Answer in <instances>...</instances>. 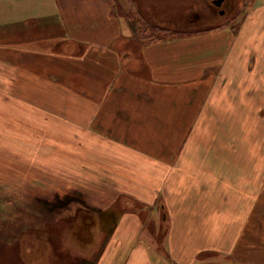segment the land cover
<instances>
[{"label": "crops", "instance_id": "crops-1", "mask_svg": "<svg viewBox=\"0 0 264 264\" xmlns=\"http://www.w3.org/2000/svg\"><path fill=\"white\" fill-rule=\"evenodd\" d=\"M117 4L125 6L123 0H0V149L31 168L27 169L32 182L41 171L38 198H60V207L66 206L63 201L70 196L51 192L56 177L65 179L71 163L101 166L106 181L122 187L121 192L114 190L116 197L120 193L146 207L154 206L153 225H164L163 213L168 216L167 225H184L182 251L210 249V225H248L260 210L264 49L252 48L244 56L242 43L264 18V0L256 1L238 33L224 30L140 47H131L129 27L112 16ZM251 37L256 40V35ZM246 76L250 87H243ZM199 81L205 83L202 94L190 86ZM164 86L174 88L163 94ZM220 88L233 105L230 115L254 119L249 148L255 156L250 163L239 160L231 164L227 155L215 161L204 158L198 160L199 168L188 172L183 167L195 164L185 157L191 135L200 120L209 116L212 103L219 110L214 99ZM191 89L194 92L188 91ZM72 102L76 105L68 110L67 103ZM8 103L16 105L14 112L3 109ZM68 111L78 119L73 124L67 120ZM225 114L229 115L227 110ZM68 122L73 130L68 129ZM214 143L208 146L209 155L216 149ZM235 146L228 149H237ZM71 149L75 156L68 161ZM83 151H89L87 161ZM243 164L250 169L244 173L239 168L232 179L234 188L232 184L228 187V166ZM178 182L173 184L175 192H170L172 183ZM5 198L0 190V202L11 210V225L0 229V253L8 247L10 257L0 254V264H38L22 253L26 245L21 236L26 225L23 218L22 225L12 223L18 222L26 205H20V213L18 204ZM158 202L160 214L155 208ZM86 212L69 220L60 218L59 225H76L75 230L81 231L87 225L101 224L99 214L91 218ZM49 225L50 219L44 218L27 228L49 236ZM142 225L147 222L137 211L124 212L106 246L94 255L84 253L82 243L79 250L71 251L64 234L63 256L71 261L66 259L64 264H167L142 239ZM5 228L9 232L3 234ZM169 242L171 260L189 264V254L182 258L173 248L172 238ZM46 256L48 264H53L52 259L60 261L52 247Z\"/></svg>", "mask_w": 264, "mask_h": 264}, {"label": "rangeland", "instance_id": "rangeland-1", "mask_svg": "<svg viewBox=\"0 0 264 264\" xmlns=\"http://www.w3.org/2000/svg\"><path fill=\"white\" fill-rule=\"evenodd\" d=\"M123 1L125 5L124 7L120 4L117 5H119L125 13H129L131 11L130 4L128 0ZM134 1L137 4L136 7L141 10L152 24L163 29L176 31L178 34L176 37H171L174 33L161 34L162 40L151 44L148 43V40H146V43L139 42L133 39L131 35L132 43H134L131 47L136 45L139 47L143 45H165L174 40L210 34L213 32L216 33L224 30L238 33L244 25L251 9L255 6L256 1L258 0H226L220 8H216L213 5V0ZM115 8L116 7L114 6V9ZM220 11H224L225 14L220 15ZM112 16L114 15L112 14ZM116 18L124 20L122 17ZM124 23L126 27H129L125 20ZM36 28H38V26ZM46 28L47 27H44V29ZM145 31H147V36L153 33V30H142V32ZM61 34L62 32L58 35ZM250 34L254 36L256 35V40L250 35L243 41L242 47L245 52L244 56H247L249 53L248 51L252 48H258L260 50L264 49V18L258 21V24L253 28ZM0 80H2L1 77ZM250 83V78L247 76L244 77L243 87H250ZM204 84L203 81H199L190 86L195 87V91L202 94ZM168 88L174 87L164 86L162 93L165 94V91ZM188 91L194 92L193 89ZM188 91L181 92L187 94ZM172 94L175 93L172 92ZM214 101L219 110L214 109V104L211 102L212 106L209 108V116L206 114V116L200 120V125L196 133L191 135V146L187 149L185 157H188L192 162L195 161V164H187L183 167L185 170H188V172L192 168H199V166H197L200 163L198 160L201 159L207 160L208 158H212V160L215 161L219 157L223 158L224 155H227V160L230 164L235 163L236 161L238 162L239 160H243L244 163H250L251 156H255L249 148V132L254 126V119L237 118L230 115V113H232L231 109L233 105L223 88L217 90ZM75 105L76 103L73 102L67 103V109L70 110L71 106L74 109ZM3 109L11 113L16 109V105L8 103L3 105ZM226 110L229 113L227 117L225 116ZM68 113L70 116L69 111ZM211 114L216 115L214 117ZM67 120L73 124L78 119L72 114ZM69 122L68 129L71 127L73 130L74 126L70 125ZM260 128H264V124H261ZM211 141L215 142L214 146L216 149L212 150L211 155H209L208 146ZM261 142H264V140ZM230 145H236L235 147L237 149L229 150L228 148ZM258 153L260 159L264 157V149H260ZM88 154L89 151H83L84 161L88 160ZM74 156L72 149L68 150V161ZM86 158L87 160H85ZM18 161L19 158L17 156L0 149V174L2 175L0 176L3 179L2 183H0V190L6 193L5 199L8 200V203H13V205L18 204L19 207H16V210L20 211V213H23V209L20 208V205H26V208L24 209L25 213L23 215L18 214V222L12 221V223H20V225H22L21 223L23 221L26 223V225H23L24 228L21 235L26 244L24 245L22 253L27 256V258H34L38 264H48L49 261L47 260L46 254L49 252L50 247L54 249L55 254L60 259V261L58 259L57 261L52 259L51 261L53 264H64L66 259L69 261L68 257L64 258L62 251V248L64 247H62L61 244L64 243V234L67 241L66 247L71 251L74 252L75 250H79V246L82 243V248L85 250L84 253L90 255H94L96 252L100 253L108 243L117 221L122 214L127 211H137L140 217L147 222V225H142L143 234L141 237H143L142 239H144V241L154 249L157 254L163 255L167 264H179L178 261L171 260L170 258V238L173 239V248L182 255V258H186L187 254H189V264H264V185H261V181L259 190L260 210L258 216L252 219V222H249L248 225H210L212 227V229H210L212 240L210 249L193 247L194 250L191 251L192 248L190 247V249H188L189 251L185 253L182 251L181 244L182 235L185 231L184 225H167L168 216L164 213L162 216L165 220L167 219L164 222V225H153V223L156 222L155 214H152L154 206L147 205L146 207L144 203L135 200L133 197H128L127 195L120 193H118V197H116V192H114V190L121 192L122 187H120V183L118 182L106 181V171L103 167L96 165H83L82 167H79L75 166L73 163L68 165L66 178L58 179V177H56V182H53L54 185L52 184L51 189V192L56 195L68 194L71 197H69V201H63L67 202L66 206L60 207V198H38L36 193L42 188L43 173L41 171L36 172L38 178H35L34 182H32V177H29V170L31 168L27 166L26 163ZM28 167L30 168L29 170L27 169ZM239 168L240 170H243L244 173H247V170L250 169V165L243 164L241 167L228 166V178H231V181H228V185H230L228 187H231L232 184L234 188L235 182L232 183V179L235 177ZM262 168L264 169V165ZM263 173L264 172H260V175ZM179 183L180 182L172 183V185L174 184L177 186ZM181 184L184 185L185 183L182 182ZM55 185L57 187L54 188ZM174 185L170 192H175L176 188ZM185 189L186 187L184 190ZM168 195H170L169 191ZM124 203L126 206H123ZM155 208L157 211L159 210L160 214L162 208L161 203L158 202ZM84 211H88L91 218L98 217L99 214V219L97 221H100L101 224L87 225L86 230L81 229V231L78 229L75 230L76 225H59L58 220L60 218H66L69 220L71 219L69 217L74 218ZM10 213L11 210L6 208L0 202V229L5 225H11ZM159 214L158 216L160 217ZM14 217H16V215H14ZM44 218L45 220L49 218L51 222V225H49L50 230H48L50 232L49 236L46 232L27 228L31 225V222H43ZM2 232L5 234L9 232V230L8 228H5ZM197 232H202V230ZM178 238V244L175 245ZM27 244H29V246H27ZM4 248L1 249L0 254L4 257H10L8 247ZM28 249L32 250V252ZM175 251L174 254L176 257L178 253ZM14 253L15 252L12 250V254ZM69 262L71 263V261ZM69 262L67 263L70 264Z\"/></svg>", "mask_w": 264, "mask_h": 264}, {"label": "trees", "instance_id": "trees-1", "mask_svg": "<svg viewBox=\"0 0 264 264\" xmlns=\"http://www.w3.org/2000/svg\"><path fill=\"white\" fill-rule=\"evenodd\" d=\"M128 2L131 7V11L129 13H125L119 5H116V8L112 14L116 17L124 18L130 27L133 39L142 43H146V40H148V43L151 44L153 42L161 41V34L174 33V35H171V37H176L178 32L155 26L145 17L141 10L136 7L137 4L134 0H128ZM143 29L151 31L153 30V33L147 36V31L142 32Z\"/></svg>", "mask_w": 264, "mask_h": 264}, {"label": "water", "instance_id": "water-1", "mask_svg": "<svg viewBox=\"0 0 264 264\" xmlns=\"http://www.w3.org/2000/svg\"><path fill=\"white\" fill-rule=\"evenodd\" d=\"M225 2V0H214L213 1V5L217 8L222 7L223 3ZM225 12L224 11H220V15H224Z\"/></svg>", "mask_w": 264, "mask_h": 264}]
</instances>
